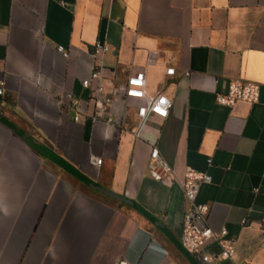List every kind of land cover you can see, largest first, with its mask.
<instances>
[{
	"label": "crops",
	"instance_id": "obj_1",
	"mask_svg": "<svg viewBox=\"0 0 264 264\" xmlns=\"http://www.w3.org/2000/svg\"><path fill=\"white\" fill-rule=\"evenodd\" d=\"M95 62L113 91L98 121V82L82 84ZM139 71L173 100L141 130L121 93ZM233 80L259 84V101L219 104ZM0 82V264H247L256 244L261 262L264 0H0ZM152 145L173 183L152 175ZM188 167L212 176L198 202L232 260L182 245Z\"/></svg>",
	"mask_w": 264,
	"mask_h": 264
},
{
	"label": "built area",
	"instance_id": "obj_2",
	"mask_svg": "<svg viewBox=\"0 0 264 264\" xmlns=\"http://www.w3.org/2000/svg\"><path fill=\"white\" fill-rule=\"evenodd\" d=\"M60 51L64 49L59 47ZM109 47L97 41L92 52V57L96 61L98 54L106 53ZM99 63L95 62V67L91 75L83 79L82 84L89 87L91 82L96 80L98 86L95 93L96 115L94 121L100 120L105 114V106L113 101V91H107L103 83V78L98 70ZM176 69L173 66L166 68V75H175ZM4 85V82H0ZM0 88V94L3 93V88ZM260 85L244 80H233L229 83L226 91L216 92V100L219 104L226 106H234L238 102L256 103L260 98ZM121 93L126 102L129 104L132 100L137 102V115L140 119V130L151 117H158L165 119L169 116L171 108L173 107V100L167 96L163 90H158L154 94L147 92V77L144 71H139L129 75L125 85L121 88ZM76 105L77 103L74 102ZM78 119V116L75 117ZM108 124L113 125V120L109 118L106 120ZM90 163L95 166L102 164V158L91 155ZM211 164V159H209ZM149 168L152 175L160 181L173 183L176 180L175 175L172 174L169 165L161 155L159 148L152 145ZM212 176L207 171L187 168L184 180L180 181L185 198L188 202V208L184 214V228L181 237L182 245L186 250L195 256L203 255L211 244H218L221 247V252L217 256L222 260H232L235 254L234 243L227 238V230L222 228L219 231L211 228L208 222L209 207L206 204L198 202V195L201 187L204 184H210ZM247 220H243L246 223ZM264 250V242L261 244ZM212 260V257L208 258ZM114 264H133L124 258H118ZM259 264H264V257Z\"/></svg>",
	"mask_w": 264,
	"mask_h": 264
},
{
	"label": "rangeland",
	"instance_id": "obj_3",
	"mask_svg": "<svg viewBox=\"0 0 264 264\" xmlns=\"http://www.w3.org/2000/svg\"><path fill=\"white\" fill-rule=\"evenodd\" d=\"M260 249V244H256L250 256L248 257L247 264H256L260 260L262 255V251Z\"/></svg>",
	"mask_w": 264,
	"mask_h": 264
}]
</instances>
